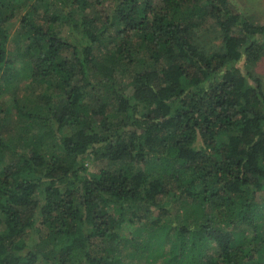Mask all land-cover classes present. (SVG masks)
Returning <instances> with one entry per match:
<instances>
[{
    "label": "trees",
    "instance_id": "obj_1",
    "mask_svg": "<svg viewBox=\"0 0 264 264\" xmlns=\"http://www.w3.org/2000/svg\"><path fill=\"white\" fill-rule=\"evenodd\" d=\"M263 55L229 0H0V264H264Z\"/></svg>",
    "mask_w": 264,
    "mask_h": 264
},
{
    "label": "rangeland",
    "instance_id": "obj_2",
    "mask_svg": "<svg viewBox=\"0 0 264 264\" xmlns=\"http://www.w3.org/2000/svg\"><path fill=\"white\" fill-rule=\"evenodd\" d=\"M232 8L240 13L245 14L246 16L250 17L252 20H254L257 23L263 24L264 23V0H229ZM10 28H11V33H13L19 25V20L18 18L13 20L11 23H9ZM210 23L207 24V27H210ZM206 26H204L203 30L200 32H204L206 29H208ZM211 30H215L214 28H210ZM68 31V28L66 29ZM218 34V32H217ZM213 35L215 36V33L213 32ZM215 36L212 38L213 42L219 43V40H217ZM21 65H18L20 67ZM254 70L257 74H259L264 82V55L257 61L256 66L254 67ZM126 83H128L129 79L124 80ZM26 80H14V83L16 85V93L20 95V97L28 94L30 95L32 92L31 87H29L26 84ZM2 85V82L0 81V87ZM3 85L5 83L3 82ZM128 85V84H126ZM4 88V87H2ZM15 88H11L5 93H0V103L3 104L5 100L9 99L12 97V92L14 91ZM130 93V90H127ZM90 169L91 170H99L102 166H104V163L101 161L97 160H92L90 162Z\"/></svg>",
    "mask_w": 264,
    "mask_h": 264
}]
</instances>
